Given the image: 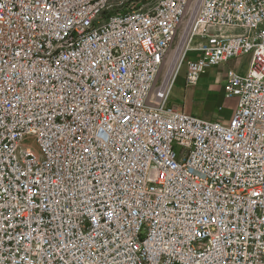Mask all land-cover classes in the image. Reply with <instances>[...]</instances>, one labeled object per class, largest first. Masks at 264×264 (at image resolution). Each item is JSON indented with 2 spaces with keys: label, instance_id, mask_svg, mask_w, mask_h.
I'll return each mask as SVG.
<instances>
[{
  "label": "built area",
  "instance_id": "obj_1",
  "mask_svg": "<svg viewBox=\"0 0 264 264\" xmlns=\"http://www.w3.org/2000/svg\"><path fill=\"white\" fill-rule=\"evenodd\" d=\"M105 1L0 0V264H264V0H166L130 29L50 49ZM243 56L244 73L226 71L227 121L171 103L184 65L195 86ZM37 112L9 142L7 123ZM57 144L70 185L33 152L61 157Z\"/></svg>",
  "mask_w": 264,
  "mask_h": 264
},
{
  "label": "bare ground",
  "instance_id": "obj_2",
  "mask_svg": "<svg viewBox=\"0 0 264 264\" xmlns=\"http://www.w3.org/2000/svg\"><path fill=\"white\" fill-rule=\"evenodd\" d=\"M165 1L106 0L100 3V8H92L85 17H79L68 26L62 27L58 35H54L50 40V49H57L58 56H66L87 42L98 41L106 33L112 32L116 28L130 29L132 21L144 18V11L152 10ZM125 7L126 10L123 13H110V11L120 10ZM104 17L107 18L102 19ZM177 55L178 50L175 48L171 51L169 64L173 62V58ZM65 78L66 71L64 69L54 68L49 71V81L65 80ZM44 119L45 112H37L31 115V119H23L18 123H7V128L4 129V136L9 137V142H17V135H25L27 132L35 130ZM81 140L82 131H75L74 141ZM57 151L61 154V157H51V153H46V149L42 145H33V152L37 154V157L48 161L49 178H58L59 176V180H62V185H70V178L67 177L73 173L71 154L69 150H66L64 144H57ZM61 160L62 164H65L63 168ZM0 169H5V159L0 158ZM62 200H69V193H62Z\"/></svg>",
  "mask_w": 264,
  "mask_h": 264
},
{
  "label": "crops",
  "instance_id": "obj_3",
  "mask_svg": "<svg viewBox=\"0 0 264 264\" xmlns=\"http://www.w3.org/2000/svg\"><path fill=\"white\" fill-rule=\"evenodd\" d=\"M243 57L230 61L235 62V64L240 66ZM230 61L220 66L210 67L206 73L201 76L200 81L195 86H186L184 83V100H180L182 104L179 103V105L173 100H171V103L186 112L195 114L207 120L227 121L235 103L234 101H227L223 97V85L226 77V71L229 68H234L238 71L240 70L237 67L227 66ZM247 63L248 57L246 64ZM215 68L219 71V75L217 76L218 81L216 83L211 81L213 69ZM239 72L243 73L241 71ZM219 108L223 109L222 112L219 111Z\"/></svg>",
  "mask_w": 264,
  "mask_h": 264
},
{
  "label": "rangeland",
  "instance_id": "obj_4",
  "mask_svg": "<svg viewBox=\"0 0 264 264\" xmlns=\"http://www.w3.org/2000/svg\"><path fill=\"white\" fill-rule=\"evenodd\" d=\"M227 33H231V32H234V31H226ZM236 32H239V31H236ZM173 51V50H172ZM175 53V52H174ZM195 56V55H198V53L196 52H189V56ZM246 62H247V57H243L242 59V63L240 64V66H238L237 64H235V62H229L227 66H233V67H237L239 68L241 72H245L246 71ZM226 66V67H227ZM185 74H186V68H185V65L182 67L181 69V72L179 74V78L175 84V89H173L172 91V94H171V97H170V100H173L175 101V103H180V100H184V91H183V85L185 83ZM219 75V71L217 68L213 69V73H212V77H211V81L216 83L218 81V76ZM179 104V105H180ZM175 105V104H174ZM176 106V105H175ZM227 109V108H226Z\"/></svg>",
  "mask_w": 264,
  "mask_h": 264
}]
</instances>
